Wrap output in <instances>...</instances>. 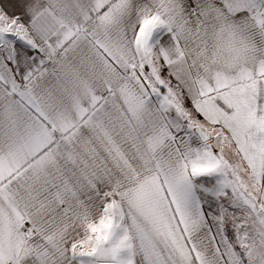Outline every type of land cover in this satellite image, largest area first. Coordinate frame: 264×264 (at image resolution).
<instances>
[{
    "label": "snow or ice",
    "instance_id": "6c2138e0",
    "mask_svg": "<svg viewBox=\"0 0 264 264\" xmlns=\"http://www.w3.org/2000/svg\"><path fill=\"white\" fill-rule=\"evenodd\" d=\"M0 264H264V0H0Z\"/></svg>",
    "mask_w": 264,
    "mask_h": 264
}]
</instances>
